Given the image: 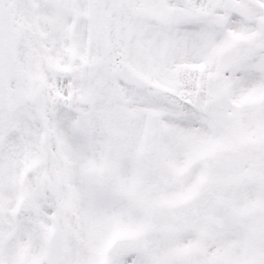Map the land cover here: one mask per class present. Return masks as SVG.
Wrapping results in <instances>:
<instances>
[{
    "label": "snow or ice",
    "instance_id": "6c2138e0",
    "mask_svg": "<svg viewBox=\"0 0 264 264\" xmlns=\"http://www.w3.org/2000/svg\"><path fill=\"white\" fill-rule=\"evenodd\" d=\"M0 264H264V0H0Z\"/></svg>",
    "mask_w": 264,
    "mask_h": 264
}]
</instances>
